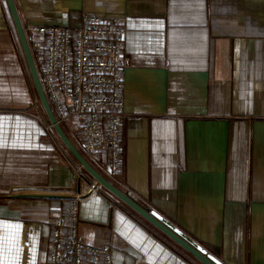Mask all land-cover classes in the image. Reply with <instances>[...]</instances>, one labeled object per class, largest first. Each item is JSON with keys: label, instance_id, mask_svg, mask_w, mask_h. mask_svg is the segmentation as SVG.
Returning <instances> with one entry per match:
<instances>
[{"label": "crops", "instance_id": "1", "mask_svg": "<svg viewBox=\"0 0 264 264\" xmlns=\"http://www.w3.org/2000/svg\"><path fill=\"white\" fill-rule=\"evenodd\" d=\"M14 1L26 33L84 15L122 20L119 174L106 153L86 151L74 119L63 129L97 172L213 262L264 264V0ZM45 123L0 0V264H48L53 223L73 197L78 163ZM79 216V234L111 246L113 264H202L104 187L81 198Z\"/></svg>", "mask_w": 264, "mask_h": 264}, {"label": "built area", "instance_id": "2", "mask_svg": "<svg viewBox=\"0 0 264 264\" xmlns=\"http://www.w3.org/2000/svg\"><path fill=\"white\" fill-rule=\"evenodd\" d=\"M126 26L121 19L104 20L84 15L75 27L37 26L26 33L27 41L49 104L63 125L71 119L88 153L108 155L111 177L119 174L122 124L125 111V72L130 65L124 53ZM46 133H53L45 123ZM73 197L67 213L55 219L48 264H113L109 245H88L79 234L80 200L99 192L96 180L72 164ZM85 186V188H83Z\"/></svg>", "mask_w": 264, "mask_h": 264}, {"label": "water", "instance_id": "3", "mask_svg": "<svg viewBox=\"0 0 264 264\" xmlns=\"http://www.w3.org/2000/svg\"><path fill=\"white\" fill-rule=\"evenodd\" d=\"M8 6L13 17L16 30L25 54V58L33 79V83L35 89L37 91L39 100L41 105L48 117L49 122L52 124L55 132L57 133L58 137L60 138L61 142L65 146V148L69 151V153L73 156V158L86 170V172L93 177L97 182H99L104 188L109 190L111 193L119 197L122 201H124L128 206H130L133 210L139 213L143 218H145L148 222L154 225L157 229L163 232L167 237L171 240L176 242L179 246H181L184 250H186L189 254L195 257L198 261L202 264H216L211 259H209L206 255L200 252L196 247H194L191 243L187 240L182 238L176 232H174L171 228L153 216L149 211L135 203L131 198H129L126 194L122 191L117 189L108 179L102 176L99 172H97L93 166L88 162V160L84 157V155L76 148L73 142L70 140L68 135L66 134L63 126L58 122L53 110L49 104V101L46 97L45 91L43 89L35 61L33 59L32 52L30 50L26 32L20 20L15 1L14 0H7Z\"/></svg>", "mask_w": 264, "mask_h": 264}, {"label": "rangeland", "instance_id": "4", "mask_svg": "<svg viewBox=\"0 0 264 264\" xmlns=\"http://www.w3.org/2000/svg\"><path fill=\"white\" fill-rule=\"evenodd\" d=\"M50 123V122H49ZM53 133H55L57 135V133L55 132V130L53 129ZM58 136V135H57ZM78 163V162H77ZM79 164V163H78ZM88 174V173H87Z\"/></svg>", "mask_w": 264, "mask_h": 264}]
</instances>
